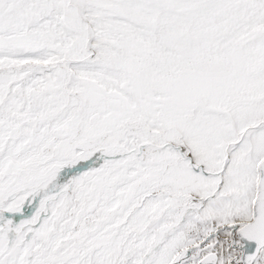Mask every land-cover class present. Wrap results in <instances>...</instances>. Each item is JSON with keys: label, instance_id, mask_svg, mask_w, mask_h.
<instances>
[{"label": "snow or ice", "instance_id": "6c2138e0", "mask_svg": "<svg viewBox=\"0 0 264 264\" xmlns=\"http://www.w3.org/2000/svg\"><path fill=\"white\" fill-rule=\"evenodd\" d=\"M0 264H264V0H0Z\"/></svg>", "mask_w": 264, "mask_h": 264}]
</instances>
